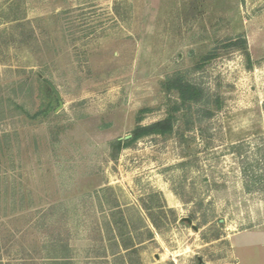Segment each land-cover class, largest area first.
Listing matches in <instances>:
<instances>
[{"label":"rangeland","instance_id":"rangeland-1","mask_svg":"<svg viewBox=\"0 0 264 264\" xmlns=\"http://www.w3.org/2000/svg\"><path fill=\"white\" fill-rule=\"evenodd\" d=\"M259 145L264 0H0V264H264Z\"/></svg>","mask_w":264,"mask_h":264},{"label":"trees","instance_id":"trees-1","mask_svg":"<svg viewBox=\"0 0 264 264\" xmlns=\"http://www.w3.org/2000/svg\"><path fill=\"white\" fill-rule=\"evenodd\" d=\"M221 46L226 47H238L244 50L245 55L248 57V60H250V56L248 54L247 50V41L243 37H237L234 39H229L225 42H222ZM218 50L219 48L214 49L213 52H211L209 55L204 57L201 62L196 66L195 69L199 70L208 63L212 62L216 57H218ZM167 89L168 90H174L178 93L179 100L181 104L175 105L173 110L171 111L170 115L160 121H157L155 123H152L148 126L143 127H137L133 133L132 138L128 139L135 140L139 139L141 137H144L148 135L149 133H159V134H171L174 132L175 128V121H176V114L180 111L188 112L192 114V110L194 106H200L204 103L205 97H206V90L199 84L193 83L182 76H176L172 79H170L167 82ZM206 102V101H205ZM204 114L206 116L211 117L213 114V111L207 108H204ZM126 142V141H125ZM123 140H117L113 147L117 148L118 150L123 145ZM249 144H246L244 142H241L236 145H232L231 149L233 152H237L240 156L242 155L243 150L248 148ZM247 153V152H246ZM259 159L256 161V165L260 167V164L264 165V145H259ZM247 160H249V156L246 155ZM248 162V161H247ZM258 167V168H259ZM245 176L252 182H254L256 185H259V189L263 188L264 190V168L260 169L259 172L254 169L250 163L247 166V169H245Z\"/></svg>","mask_w":264,"mask_h":264}]
</instances>
